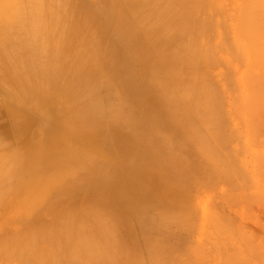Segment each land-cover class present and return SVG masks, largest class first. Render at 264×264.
Here are the masks:
<instances>
[{
  "label": "bare ground",
  "instance_id": "6f19581e",
  "mask_svg": "<svg viewBox=\"0 0 264 264\" xmlns=\"http://www.w3.org/2000/svg\"><path fill=\"white\" fill-rule=\"evenodd\" d=\"M219 1L220 0H214V4L217 3V5H212L213 0H208L206 2L204 0L205 3L203 0H91L88 2L83 0H0V159L3 158L2 161H6L7 166V172H4L6 175L4 174V176H1L0 178H3V180H9L12 179L13 176L15 178L17 175V179L21 180L22 175L25 174L28 178L24 182H22V180L19 181V192L23 190L26 193L28 191L30 194L32 193L34 195L33 198L32 196H28L31 197L30 199L32 200H23V202H20L16 197L18 191L14 192L13 189H8L9 186L6 187L7 189L4 191H2L3 189L0 190V218H3L0 220V259L2 260V264H9L3 263L4 261L12 262L13 264L14 262L15 264H99L101 261L100 263L103 264L102 262L104 260L109 262L108 264H120L121 262V264H123L127 259H123L125 257L119 256V253L122 252L121 255H123V253L129 255V253L132 254L134 250L136 252H134L132 255H129V258H131L133 255L134 256L131 258L132 260L130 259L131 262L127 260V264H129L128 262L131 264H133V262L134 264H138L137 262L142 260L144 257L146 261L149 259H147V256H149V254L146 255L147 253L139 255L136 247L137 249L139 247H143L141 249H146L148 252L156 250L154 248L158 246L160 243L159 241L161 239L164 240V237L162 236L164 230H168L170 224H172V220H174L172 218H174L176 215L178 216L179 214V211L177 212L178 214H176V210H178L181 206L176 208V204H182L183 207H185L184 203H187V200H189V195L192 193L190 190L192 186L190 187V185H193V182L194 185L196 182H198L200 186L202 184H206V179H204V181H200V179H198L199 176H194L196 173H192V171H199L201 166H209L211 161L208 159L210 161L208 162L207 158L204 157L205 155H203V152L205 147L211 143L210 141L215 137L217 131L219 132L220 130V132H222L224 129L227 130V125H222L223 120L226 117L228 118V116L233 114V112H236V114H233L234 116L239 113L238 111H240L242 114L244 111L243 107H246L247 103L249 105L251 103L252 104L251 106L246 107L250 108V110L245 109V112L248 110V112H250L253 109L254 111H258V114L262 113L260 111L264 112V106L259 105L262 98L264 100V94H261L263 93L262 89L264 84L262 83V87L261 82L258 81V83H260L259 85L261 86H258V84L255 85L256 82H254L258 80V78L259 80L261 78L263 79L264 76L262 77L259 74L260 77L257 75L258 77L256 76L257 78L255 80L253 76H255L254 74H256V72H253L255 69L252 70L256 64L258 67H260L258 72L262 71L261 69L264 68V61L259 58V56L263 57L264 48L261 47L262 44H260V42V45L257 44L260 39H257L258 41L255 39V37L258 36L257 34L263 36L264 32L258 33L257 30H259L260 27H254L256 25V21L255 24L253 21L255 19L254 16L256 15H254L253 12H258L260 15L261 12H259V10L263 11L264 6L262 7V5H260V7L258 5L257 7L260 8H258L259 10L256 11L257 7H255V5L252 3L257 4V0L256 2H254L255 0H251V3L250 0H243L246 2L245 5H243L241 2L243 5H241V12H248V14H246L247 17H245V14L239 13L245 17L242 18V20L244 19L245 22L247 21L249 23L245 24V26H243L244 20H241L242 16L239 14V16L229 15L231 17L230 19H233V21L235 17L234 22L237 21L240 24L242 21L241 27H245L247 30L246 31L245 28L241 29L240 25L237 27L238 24L236 23L237 25L235 27H237V29L234 27V30L236 31H234L236 33V37H234L237 38V40L241 39L245 32H248L247 34L245 33V37L247 38L251 32L250 36L243 43H240L243 38L239 41L240 45L238 44V47L236 48L240 49V53L236 48H234L235 51H237L236 53H238L237 57L235 58L236 53L233 50V47H231V44L234 43L232 46H237V44H235V40L230 39L232 35L229 36V30L226 29L229 27L228 23H226L227 25L224 24L227 19H223L225 17L227 18L228 15L224 16L223 18L221 17V15L228 13L225 11L228 9H224V6L227 3L224 5L223 0V3H221L223 7L222 10V8L218 9V7H220ZM229 1L231 2L232 0H228V4ZM248 2L251 8L249 7ZM261 2L259 1L258 3L263 4L264 1ZM231 3L233 4V2ZM206 4H208V7L211 5L212 10L207 11L206 8L208 7H206ZM251 4L253 6H251ZM213 6H216L215 9L217 8L216 13H213L215 11ZM228 7L230 9V6ZM238 7H236V9L234 7L235 11L238 10ZM248 7L249 9H252L253 7L255 10H248ZM221 10L222 13L217 12ZM223 11H225V13H223ZM263 13L264 12H262V14ZM216 14L222 18L221 20L223 22L219 20L220 23L225 25L224 27L222 24L221 28L218 25V21V24H216L217 28L219 26L220 30L226 29L225 31H228L226 35H223L224 30L220 32L221 36H224L222 39L226 41L224 42L226 46L223 45L224 40L222 43H220L222 40L220 39L221 36L218 41L219 43H215L216 39L212 38V36L219 37V33V35L217 33H214L216 35L213 33L210 34V31L217 32L215 29L216 25H214L215 23H212V26L209 25V28L214 26L213 28L215 31H213V28H211L212 30H209V28L207 29V22L210 24V21L213 20ZM250 15L254 17H251L252 21L250 20ZM259 15H256V18H258V20L260 18L263 21L264 16L262 17ZM237 16L240 20L236 18ZM247 18L249 21L246 20ZM217 19L218 18L215 17V20ZM262 21H260V24L257 22V26L262 25ZM246 25L250 26V28H248L249 31ZM241 30H245V32H241ZM263 30L261 29V31ZM200 34H205V36H200ZM238 34L241 36V38L237 37L239 36ZM252 34H255V36H252ZM206 35L210 37H208L209 40ZM260 35L258 37L261 38ZM228 38L230 42L232 40L231 44L227 43ZM262 38L264 41V36ZM210 39H213L211 41L212 43L209 42ZM248 40H250V44H253V46L249 44ZM252 40H254V43ZM254 44L258 46L255 47ZM229 49H232V51H230V53L232 52L230 54L231 61L229 60V62H234V58L236 61L239 59L238 61H242L240 65L242 67L245 64L244 60L240 58L243 56V54L241 56L242 52L245 53L244 55H255V57L252 58L253 61L251 59L252 56L247 59L248 62L250 61L252 63L251 68V63L249 65V63H247L245 60V62L249 65V69L248 67H244L246 68V71H248L244 72L241 77L244 78L245 75V83L248 82L246 79L250 78L249 80H254L252 81L254 84L252 82L251 83L255 88L252 85L249 86L250 84L247 83L249 87L247 86L245 90L250 88L252 92H257V94L259 93V97L254 93H250L249 99L253 97V100H255L250 102L248 98L245 99L246 96H249V94L246 95L247 93L244 91L245 93H243L242 98L245 100H240V103L242 102L241 106L243 105V107H241L239 103L238 106L237 104L235 105V103L231 102L232 109L233 107L235 108V106H237L243 110L241 109V111L236 107L235 109L238 111L235 109L234 111L232 110V113L229 111L230 114H224L225 116L228 115L225 117L223 114L221 115L220 112L222 109L224 110L226 108L224 105H222L224 102L222 100L225 99V96H223L225 95L223 94L225 89L223 88L224 92L222 93L223 95H221L223 99L219 98V93V96L214 94V85L212 87L211 83H217L218 81L215 80L216 82H213V80H210L213 75L210 69H214V66L221 63L222 60L220 59H223L221 58V55H229V53H227L229 52ZM219 52H221V54H219ZM256 56H258V59ZM219 60L220 63L218 62ZM254 61L256 64H253ZM229 62L227 64L228 66H230ZM260 62L262 63L260 64ZM235 63L240 64V62ZM242 63L244 64L242 65ZM222 64V67L224 68L227 66H225V63L223 62L220 64V66ZM238 64L237 67L239 69L240 66H238ZM247 64L245 66H248ZM224 68L223 72H226L225 74L227 75L228 71H224ZM232 69V66L227 68V70L231 71V73L233 72ZM237 70L235 72H237ZM223 72L222 75L219 73L220 76H224ZM248 72H250L249 76L253 77L252 79L248 76ZM218 73H215L213 78L216 77ZM231 75L233 74H229L230 78H232ZM233 76L235 77V75ZM224 78L221 77L224 82L229 80ZM243 78L236 79L238 81L240 79L243 82ZM232 81L230 79L227 84L225 82V84L229 85L230 88H227V86L224 85L227 88L226 90L229 89V94L234 90L232 87H235V82H238L233 80V78ZM241 84L238 83L239 87H237L239 89L241 88ZM256 86H258L259 89ZM237 87H235L236 89L233 92L237 93L243 90H238ZM216 89L218 88H215V91L218 92L219 90ZM222 91L220 90V92ZM234 94L229 95L230 97L232 96V101L234 99L233 102H239V100H237L238 96L236 98L233 97L237 94ZM241 94L238 97L239 99H241ZM214 95L216 97L218 96V99H216ZM256 97L258 98L256 99ZM217 100L220 101V106L219 102L217 106ZM256 100H259L260 103ZM254 102H256V104ZM263 102L261 104H263ZM224 104L226 105V101ZM254 104L255 107H253ZM258 105L262 106L260 107L261 109L258 108ZM213 106L215 108H212ZM218 107L219 109L216 112H220L219 115L212 112L213 109L216 110ZM231 108L229 110H231ZM226 111H228L227 108L224 110V113ZM248 112L246 113L247 115ZM255 113H251V115L254 116ZM241 114L239 113L238 115L240 116ZM217 115L218 117H216ZM247 115L245 116L246 118L250 116V114L248 116ZM213 116H215L216 119H219V123L214 122L217 124V126L221 125L219 130V127L217 128L212 123L215 120ZM209 117H213V120H211ZM221 117H224L222 118V123L220 120ZM237 117L238 116L232 117L233 119L236 118L238 120L235 125L231 123L235 127L237 126L238 122H242L240 121L241 119L239 120ZM260 117L263 118L261 122L259 121V117L258 119L255 117L257 123L255 121V123H250L253 122L251 120H255L251 119L250 117L247 118L250 119V121L247 120V122L245 119H243V116L241 117L242 120H245L243 122H246L247 124L249 122L250 124H248L249 126L247 125V129H245L246 123L243 124L242 122L240 124V126L243 125L241 126L242 130L245 127V130L249 129L250 131L245 132L248 134L251 133L249 135L250 137H245L247 138L249 147L250 145H253L255 147L257 146L256 148H258L260 146L259 144L262 145V141L264 140V138L263 140L262 138L258 140L256 139L260 136V134H263L264 136V132L260 133L261 130L264 131L263 129L260 130V128H264V126L254 127V124L264 125V115L261 114ZM202 119H205L206 125L203 124L205 121ZM206 119H209V121L207 122ZM233 119L230 118L231 121ZM226 122L224 124H226ZM207 123L211 124L212 127H216L215 130L217 129V131L213 130L216 133L213 135L212 139L211 134L213 132L209 130L211 126L209 125V127ZM251 124L253 125L254 131ZM228 126H230V124ZM235 127H232V129H234L233 131L237 129L235 133L231 132V127H228L229 130L227 131H230V134L228 133V138H230L229 136H231L232 133L234 134L231 136L234 137L231 138L233 140L235 139V136L240 135V132H238L239 130L241 131L242 135L246 134L245 132H242L241 129H238V127ZM253 132L258 134V137H256V134ZM224 134L219 137H215V139L217 138L215 143H221L223 141V143L220 144L223 146V148L222 146L220 147L215 143V145L210 144L213 150L215 148L216 151H220V158L224 157V154H227L229 150L227 149L225 152L226 149L224 147L231 148V145L235 144L237 140H240L241 142L238 143L237 141V144L242 145V142L244 144L247 143V141H241L244 139L242 136L239 137V139L236 138V141L233 143L231 139L227 138L226 140L225 136L227 137V134L225 136ZM252 136H255V139H252ZM203 138L206 139L205 142H207V139H211L210 141L208 140L210 143H206V145L203 142ZM259 140L260 142L258 144ZM226 141H229L227 142V145L230 143V146L228 145L229 147L224 145L226 144ZM256 142L257 144L255 145ZM244 144L241 146L242 149L240 147L242 151L245 149ZM248 146L246 147L247 151L245 150V153L248 155L253 153L255 155L254 152L257 150L254 151L255 149H252V151H248ZM217 147L220 148L218 149ZM208 148L212 150L210 147ZM208 148L206 147V150H208ZM221 148L225 150L223 151ZM233 149H230L233 151L229 150V153L234 152L235 154L237 148L236 150L235 148ZM210 150H208V153ZM241 150L237 152L238 154L240 153L239 155L244 156V152L241 154ZM260 150L261 149H259L258 152H260ZM216 151L214 150L216 155H213V157L215 156V159H217ZM223 152L225 153L222 154ZM205 153L207 152H204V154ZM211 153L212 152H210L208 155L210 156ZM260 153L262 154L263 152L261 151ZM228 154L224 158L229 159V162L231 159H233L231 162H234L235 155L230 153L229 156ZM247 154H245V156ZM259 154H257L259 157H257V155L256 157L252 154L250 155L252 156L253 160L256 158V160L260 162L261 157L264 158V155L260 154V157ZM228 156H233L234 158L231 157L230 159ZM210 158L212 159V155ZM258 158L260 160H258ZM226 159L220 160L223 162ZM205 160L207 163H205ZM256 160L254 163L257 164L258 162ZM2 161L0 160V162ZM263 161L264 159L261 162ZM222 162L219 163L223 164L224 166V162ZM236 162L237 161H235V163ZM247 162L248 160H246V163ZM215 164L216 163L214 162L212 163V165ZM218 164L214 166L215 169H213L214 167L210 164L211 167L209 166L210 169L208 168V171L211 170V174H208V182L206 181L209 184H207L208 186L203 185V187H207L206 189H213L214 187L217 188L218 185L216 184V181L218 178L219 180L222 179L221 181L223 185L224 183L228 184H226L224 190H227V186L231 190L234 188L233 192L236 191L235 188L237 189V187H244L239 182V185H236V187L233 184L237 181L242 182V180H239V178L237 180L236 178L239 176L243 177V174L246 172L244 170H247V168L250 170L248 167L249 165H247V168H244V170H239V176L237 174L235 175V171H238L236 168V170H234L232 173L229 172V174L231 173L230 175L233 174V178L231 176L229 177L232 179L235 177V181L232 183V179L229 181V177L226 175L224 176L225 173L221 174L218 172V174H220L216 175V171L222 170L221 172L223 173L226 169H228L225 166L221 169ZM252 164L253 163H251V165ZM259 164L258 166H260ZM232 165L236 166L234 163L230 164V169L227 171H232L231 168L234 167ZM216 166H218V170ZM238 168L242 169L243 167L239 164ZM261 168L262 166H260V168L258 167L257 169L254 167L253 169L255 171L253 173L255 174L256 171L257 173H260V171L262 172ZM32 171L35 172L34 175ZM212 171H215L216 174H212ZM237 171L236 173H238ZM2 173L3 172H1V174ZM260 174L264 175V172ZM222 175L227 177L228 181L225 180ZM248 175L249 174L247 172L244 177L247 178ZM214 176L220 177L215 178ZM249 176L251 177L247 179H251L255 175L252 176L250 174ZM209 177H211L212 180L211 178L209 179ZM196 178L197 180H195ZM261 178L263 179L264 177ZM253 179L254 178L249 180V182L253 181ZM191 180H193V182ZM257 180H255V182L253 181V183H256L255 185L258 188L257 182L260 180ZM212 181H214V183ZM247 181H245V183L242 182V184L246 185L248 183L247 185L249 186L250 183ZM212 183L216 186L212 185ZM209 185L212 186L209 187ZM229 185H231V187ZM213 190H215V188ZM238 190L241 189L239 188ZM261 190L264 194V190ZM228 192L229 194L231 193V191ZM228 192L226 193V191H223L224 194L226 193L224 195L225 197L228 195V198L231 196L233 199L237 198L233 196V192V194L230 196ZM253 193L251 192L250 194L253 195ZM262 193L259 195H262ZM244 196H246V194H244ZM255 197L256 196H254V198ZM228 198L226 197L227 203L233 201L232 198L231 200L229 199L230 201ZM255 199L256 201L258 200L257 198ZM262 200L263 199H261L260 203L264 204V201L262 202ZM246 202H244V204ZM239 204L240 203L237 205ZM249 204L247 205V208L250 207ZM187 206H189V204ZM193 207L194 206L190 207V210L189 207H186L185 210H194L196 213L198 211L200 212L201 208H199V210H195L196 207ZM206 208H208V206H206ZM181 209L182 208L179 209L181 213L179 214L178 219L181 222H184V224H181L184 226V228H186V230H188V228L193 224L197 226H191V230L192 228L195 229V227H201V229H203V226H209L208 223H211L210 230L213 226L214 231L212 229L211 232L213 231L214 234L221 231V235H223L224 231V233L227 232L224 230V228L227 229L228 227L229 229V226H227L229 223H227V221L231 219L229 217L227 220L229 214L227 215V213L224 212L223 214H226L227 216L221 215L220 213L221 211L223 212V210L218 209L217 206L216 208L214 207L212 209V212L216 213L217 216H219L218 218L214 216L216 214L209 212V209L207 210L202 208V211L206 212H200V214L202 213V216H200L198 213L199 219H202L200 222L199 220L196 221L198 218L195 219L193 218L194 216L190 217L189 212H187V214L186 211L182 209L186 213L184 216V213H182ZM173 211H175V213H171ZM218 214L224 217H221ZM248 214H250L251 217L252 212ZM181 215L184 216V218L186 216L190 219L192 218L191 221H193V224H191L190 221L186 223V221L190 220L188 218L186 220L183 218L184 221H182V218L180 219V217H182ZM207 215L211 216V221L213 219L215 223L217 221L216 219L219 220V223L220 220L223 221L226 219L227 221H225L227 223V227L224 225L225 227L218 226V228V222L216 223L217 225H214V222H208L207 220H209V218H207ZM220 217L221 219H219ZM249 218L247 217V219ZM178 219L176 218V221L173 223V225ZM259 220L258 222L261 223L262 220L260 218ZM231 221L234 224V221L230 220V223ZM178 223L174 228L171 226L173 231L178 230L176 229L178 228ZM199 223L206 224L201 226ZM253 223L255 226L257 225L255 221ZM222 224L224 223L221 222L220 225ZM231 224L230 227H233ZM182 225L179 224V226ZM183 226L181 228H183ZM205 227L203 230L206 229L209 231V228L207 229ZM236 227L240 226L237 225ZM135 229L139 230H137L140 234L139 237L137 231H134ZM171 229L169 230L170 232ZM131 230H133L134 233L136 232L138 237L136 239H138L137 241L140 244L139 246L136 245L137 241L135 240L134 233L132 235L133 231ZM179 230L177 231L176 236H179ZM196 230L197 229H195V231L193 230L194 232L192 231L191 235H193V233L195 235V233L199 231ZM234 230L233 232H235V235H239L237 231L239 229ZM246 230H248V227ZM158 231H161V235L158 234ZM169 231L167 233H169ZM229 231L232 230L230 229ZM204 232L202 237L205 236ZM110 233L112 234L111 236H109ZM153 233H156L157 237H159V235L162 236V238L159 237L158 244L155 242L157 239L154 240L156 243L155 246H152L151 244L153 242V238L150 235ZM182 233V235L180 233L182 237L183 235L187 234L186 232L184 233L183 230ZM198 233H196V235L199 237ZM254 233L256 234V232ZM174 234L172 237H174ZM189 234L190 232L187 235L188 237L186 236L184 238L180 236V238H177L179 240H177V242H175L176 240L174 241V237L172 240L174 243H172L171 240H168L174 245L180 242L181 244L179 243V245L182 246V244L187 243L186 239L190 240ZM209 234H206V238L210 237ZM227 234L228 233L225 235L229 239V234ZM245 234L246 233L244 231L241 232L240 237H238L240 242L242 239L246 241L244 238L246 236L247 240H251L249 237L250 234ZM121 235L125 236L122 237ZM216 235L217 234H215V237ZM242 235L245 236L242 238ZM149 236L152 238V240H150ZM258 236L261 235L259 234ZM198 237L195 238L199 240L200 238ZM118 238H120L121 243L123 240L125 242L128 241L127 243H129V240H127V238H129V244H131L133 247L135 245V249L133 247H129V244L125 243L129 248H131V250H127L126 252L128 247L126 249L123 248L125 247V244L123 247H121L123 243L121 244L119 241L117 242V240H119ZM195 238L193 237L192 239ZM231 238H233V236H231ZM203 239H205V237ZM228 239L226 240L228 241ZM235 239L237 240V237ZM235 239H229V241L232 240L233 242ZM141 240L144 245H142L143 243ZM165 240H167V238ZM168 240L167 242H169ZM211 240L215 241L214 238ZM224 240L225 239L222 240L221 244L226 242V240ZM199 241L201 242V239ZM202 242L205 243V241ZM217 242L219 241H215V243ZM232 242H228L230 246L233 245L230 244ZM162 243L165 244L164 241ZM190 243H192V241ZM226 243L224 244L226 245ZM246 243L247 241L244 242V245L245 249L247 250V248L250 246H248V243L246 246ZM107 244H109V246ZM167 244L168 243L165 245ZM187 244L189 245V243ZM207 244L209 245V243ZM240 244L241 243H238V246ZM170 245L171 244H169V246ZM177 245L176 247L179 248L180 253L186 254V248L184 250V246L179 247V245ZM196 245L199 246L200 244L196 243L194 246ZM201 245L204 244L201 243ZM201 245L199 246L200 248L197 246L193 249L199 248L200 253L203 254L201 251L204 246L201 247ZM225 245L223 246L225 247ZM234 245L231 248H235ZM117 246H119L121 249H119ZM167 246L166 248L169 249ZM241 246L242 245H240V247ZM112 247L113 250L115 249V251L119 250V253L116 251V254H119L118 256L114 254L115 251L112 253ZM115 247H117V249ZM164 247L165 246H163V248ZM209 247L211 248V246ZM240 247H238V249H240V253L238 252L239 256L236 255L237 258L235 259L237 262L232 261L237 264L238 259L241 256L243 257V252L245 253V249H242L244 251H241ZM175 248H173L174 252ZM236 248L233 250L234 253L237 250ZM132 249L134 250L132 251ZM217 249L218 247L215 250ZM179 250L177 251L178 253L176 252L177 254L175 253V257H179ZM210 250H212V248ZM109 251H111L112 254H109ZM147 251H144V253ZM219 251L221 252L222 249ZM247 251L249 252V250ZM161 252L165 253V251ZM174 252H172V255H174ZM189 252L191 251H188V254H190ZM213 252L212 254L214 261L216 258H214L215 252ZM84 254H86V257L83 256ZM221 254H219L220 257H216L223 260V257L221 258ZM246 254L248 253L246 252L245 255ZM58 255H60V257L62 255V257L59 258ZM230 255L232 256L234 254ZM108 256L109 258L107 259ZM183 256L184 254H182V257H179V259H182ZM207 256L208 255H206V257ZM246 256L245 261L243 260L244 257L240 258V260L242 259L244 262H246ZM134 257L135 259H133ZM139 257L142 258L140 259ZM152 257L153 253L150 259ZM178 257L175 259L178 260ZM164 258L165 257H163V259ZM171 258L170 263H176L174 262L175 260L173 261ZM207 258L210 259L209 256ZM234 258L230 260H233ZM58 259L60 260L58 261ZM150 259L147 261L148 264ZM189 259L191 260V258ZM225 260H223L221 263H227ZM242 260L239 262L240 264L243 263ZM105 261L104 263L107 264ZM143 261H141L142 263H139L146 264V261ZM160 261L162 263V260ZM192 262L193 261H191V263ZM207 262L205 263L208 264L212 261H209L208 263ZM259 262L262 263V259L261 261L259 260ZM154 264L157 263L154 262ZM178 264L186 263H184L183 260V262H178ZM216 264H220V262Z\"/></svg>",
  "mask_w": 264,
  "mask_h": 264
},
{
  "label": "rangeland",
  "instance_id": "374dc122",
  "mask_svg": "<svg viewBox=\"0 0 264 264\" xmlns=\"http://www.w3.org/2000/svg\"><path fill=\"white\" fill-rule=\"evenodd\" d=\"M83 1H87V2H88V1H91V0H83ZM206 1H208V0H205V2H206ZM209 1H210V0H209ZM245 1H246V0H245ZM245 1H243V0H236V1H235V0H232L231 2H233V4H232L230 1H229V4H228V0H224V3H223V0H222V1L220 0V1H219V3H220L219 6H220V7L217 6L218 9H219V8H220V9L222 8V10H223V7H222V4H221V3H223L224 5L227 3L228 6H230V9H229V7L227 6V4H226L225 6L223 5V6H224V9H226V8L228 9V10H225V11L228 12V13L226 14L225 11H223V13H225V14L221 15V17L223 18L224 16L228 15L227 18L225 17V18H223V19H227L226 22L224 21V22H225L224 24L227 25L226 23H228V26H229V27L226 26V27H227L226 29L229 30V34H230V35H229V34H228V35H229V36H231V35L233 36V37L231 36L230 39L236 41L235 44H237V46H236V45L232 46V45L234 44V43L231 44L232 40H231V42H230V41H229V38L227 39V40H228L227 43H230V44H231V47H233V50H234V51H235L234 48L238 47L239 41L243 38V39L240 41V43H243V42H244V41L250 36V33H251V32H250L249 35H248L247 38H246V37H245V33H246L245 30H246V28L243 27V28H245V30H241V32H245L244 35H242L243 37L241 38V36L238 34L239 36H237V37H240L241 39L238 38L239 40H237V38H235V37H236V36H235V35H236V33H235L236 31L234 30V27L238 24L237 27L240 25V28L243 29V28L241 27V23H242V21H243L244 19L242 20V18L247 17L246 14H248V12H246V11L243 12V13L241 12V5H242V4L245 5V4H246ZM259 1L261 2V1H264V0H257V4H255V3H252V4L255 5V7H257L258 5H259V6L262 5V7H263V6H264V2H263V4H261L262 2L259 4V3H258ZM203 2H204V0H203ZM205 2H204V3H205ZM215 2H216V1H215ZM241 2H242V4H241ZM244 2H245V3H244ZM252 2H253V1H252ZM254 2H256V0H255ZM208 3H209V2H208ZM250 3H251V0H250ZM231 4H232V5H231ZM234 4H235V5H234ZM236 4H238V5H236ZM252 4H251V6H253ZM207 5H208V4H206V7H208ZM212 5H217V3L214 4V0H213V4H212ZM243 5H242V6H243ZM248 5H249V2H248ZM203 6H205V5H203ZM209 6H210V7H208V8L205 7L207 11L212 10L211 5H209ZM238 6H239V7H238ZM215 7H216V6H215ZM215 7L213 6V8H214V10H215L213 13H216V9H217V8L215 9ZM231 7H232V8H231ZM234 7H235V9H236V7H238V10H240V11H238V10L235 11ZM249 7H250V5H249ZM249 7H248V10H251V11H252V9H253V11L255 10L253 7H252V9H249ZM260 7H261V6H260ZM260 7H257L256 11H258V10H259L258 8H260ZM209 8H210V9H209ZM242 8H243V7H242ZM250 8H251V7H250ZM231 9H233V10H231ZM261 9H263V8H261ZM222 10H221V11H217V12H218V13H219V12L222 13ZM242 10H243V9H242ZM246 10H247V9H246ZM248 10H247V11H248ZM211 12H212V11H211ZM237 12H238V13H237ZM249 12H250V11H249ZM259 12H261V14H262V12H264V10H263V11H260V10H259ZM213 13H212V14H213ZM239 13H241V14H245L246 16L244 17V16H242V15L239 14ZM253 13H254V15H255V14H256L257 16L259 15L258 12L256 13V12L254 11ZM238 14H239L240 16H242V17H241V20H242V21H241L240 24H239L237 21L234 22V21H235V17H234V21H233V19H230L231 17L229 16V15L236 16V15H238ZM251 14H252V13H251ZM261 14H260L259 16H262V17H263V16H264V13H263L262 15H261ZM213 15H214V14H213ZM239 15H238V16H239ZM256 15H255L254 17H255V19H257V20H255V19L253 20V21H254V24H255V21H256V25H255L254 27H258V28L260 27L259 30H257V29H255V30H257L258 33H262V32H264V30H263V27H264V22H263V21H264V20L262 21V19L259 18V20L262 21L263 24H262V23H261V24H262L263 26H262V25L257 26L258 24H260V21L258 20V18H256ZM204 16H205V15H204ZM208 16H209V15H208ZM208 16H207V19H208ZM210 16H211V14H210ZM238 16H237L236 18H238ZM248 16H249V15H248ZM212 17H213V16H212ZM215 17L218 18V19L215 20ZM215 17L213 18V20L210 18L213 22L210 21V19H209L210 24L207 22V24H208V25H207V26H208L207 29L210 27L209 25H211L212 23H215L214 25H216V24H218L217 22H218L219 20H220L221 22H223V21L221 20L222 18H220L217 14H216ZM228 17H229V18H228ZM251 17H253V16L250 15V20H251ZM254 17H253V18H254ZM248 18H249V17H248ZM248 18H247L246 20H248ZM253 18H252V19H253ZM228 19H230V20H228ZM263 19H264V18H263ZM231 20H232V21H231ZM238 20H240V19L238 18ZM207 21H208V20H207ZM215 21H216V22H215ZM220 21H219V24H218V25L221 27L223 23L221 24ZM248 21H249V20H248ZM251 21H252V20H251ZM251 21H250V24H251ZM258 21H259V22H258ZM257 22H258V24H257ZM229 23H230V25H229ZM236 23H237V24H236ZM247 23H248V22H247V21L245 22V20H244V22H243V26H245V24H247ZM224 24H223V25H224ZM231 24H233V25H231ZM248 24H249V23H248ZM252 24H253V23H252ZM254 24H253V25H254ZM212 25H213V24H212ZM212 25H211V26H212ZM225 25H224V27H225ZM219 26H218V28H217V25H216V27H215V29H216L217 32H212V31H210V34H212V33H213V34H214V33H217V34L219 33V34H220V35L218 34L219 37H217V36L215 37V36H212V35H211L212 38H214V39L217 40V41L215 40V43L219 41V38H220V36H221V33H220V32H222V31L224 30L223 32H224L225 34L223 33V35H226V33L228 32V31H225L226 29H222V30H220ZM246 26H247V25H246ZM248 26H249V25H248ZM248 26H247V29L250 28V26H249V27H248ZM213 27H214V26H213ZM213 27H211V28H213ZM224 27H223V28H224ZM230 27H231V28H230ZM232 27H233V29H232ZM237 27H235V28L237 29ZM254 27H253V28H254ZM211 28H209V30H210ZM221 28H222V27H221ZM251 28H252V25H251ZM205 29H206V27H205ZM205 29H204V30H205ZM261 29H262L263 31H261ZM211 30H212V29H211ZM250 30H251V29H250ZM205 31H206V30H205ZM207 31H208V30H207ZM213 31H215L214 28H213ZM230 31H232V32H230ZM234 31H235V32H234ZM246 31H247V30H246ZM248 31H249V29H248ZM259 31H260V32H259ZM208 32H209V31H208ZM233 32H234V33H233ZM237 32H238V31H237ZM241 32H240V33H241ZM253 32H254V31H253ZM231 33H232V34H231ZM238 33H239V32H238ZM247 33H248V32H247ZM247 33H246V34H247ZM255 33H256V31H255ZM206 34H208V33H206ZM210 34H209V35H210ZM256 34H257V33H256ZM263 34H264V33H263ZM201 35H202V36H205V34H204V35H203V34H200V36H201ZM214 35H216V34H214ZM253 35L255 36V34H252V36H253ZM257 35L259 36L260 34H257ZM206 36H207V38L209 37L208 35H206ZM229 36H228V37H229ZM234 36H235V37H234ZM258 36L255 37L256 40H257V39H258V40L260 39V41L257 40V41H258L257 44H258V45L262 44L261 47L264 48V46H263L264 41H263V38H262L264 35H263V36L260 35L261 38L258 37ZM244 37H245V38H244ZM205 38H206V37H205ZM207 38H206V40H207ZM209 38H210V37H209ZM209 38H208V40H209ZM222 38H224V36H223V37L221 36L220 39H222ZM225 38H226V37H225ZM250 38H251V37H250ZM212 40H213V39H212ZM212 40L210 39L209 42L212 43V42H211ZM223 40H224V39H222V40L220 41V43H222ZM261 41H262V42H261ZM224 42H226V41H225V40L223 41V45L226 46V45L224 44ZM248 42H249V44H250V40H248ZM252 42L254 43V40H252ZM259 42H260V44H259ZM213 43H214V41H213ZM218 43H219V42H218ZM255 43H256V42H255ZM230 44H229V45H230ZM239 45H240V44H239ZM250 45H251V44H250ZM258 45H255V44H254L255 47L258 46ZM227 46H228V44H227ZM251 46H253V44H252ZM228 47H229V46H228ZM231 47H230V48H231ZM225 48H227V47H225ZM236 49H237V51L239 52L240 49H238V48H236ZM227 50H228V49H227ZM230 51H232V49H229V52H227V53H229V55H221V58H223V59H220V58L218 57L220 60H222L221 63H222V62L225 63V66L228 64L229 60L231 61V59H230V54H231L232 52L230 53ZM234 51H233V52H234ZM237 51H235V53H236ZM241 52H242V51H241ZM239 53H240V52H239ZM219 54H221V52H219ZM242 54H243L244 57L242 56ZM244 54H245V53L242 52V53H241V56H242V57H240V58H242V60H244V63H245V64L242 63V65L244 64L243 67L240 66V65H241V62H242L241 60L238 61V60H239V59H238V60L236 61L235 58H236L237 55H238V53H236V55L233 54V55H235V58H234L235 60L231 57V58L233 59V61H234V62H231L232 65H231V63L229 62L230 66L227 65V66L224 68V67H222L223 64L220 66L221 63H220V60H219L218 62H219L220 64L216 65V63H215L216 66H214V69H210V70H211V73H213L212 78H211L210 80H213V82H214L215 80H217V81L220 83V84H219L218 82H217L218 84H217V83H211L212 87H213V85H214V87H213L214 94H215V95H218V96H219V94H220L219 98H222V99H223V97H221V95L225 94V95H223V96H225V97H224L225 99L227 98L226 100H225V99H224V100L219 99V100L224 101L222 105H224V106L227 108V110H228V111H226L227 113H226V112L224 113V110H226V108H225L224 106H223V107L225 108L224 110L222 109L223 107L221 108L222 111H220V112H221V115L223 114V116H225L224 114H228V115H229L230 113H232V110L234 111V109L237 107V106H235V108L233 107V109H232V108H231V107H232V105H231L232 103H235V105L237 104L238 106H239V104H240V106H241L242 102L240 103V100H241V101H242V100L244 101V100L247 99V98L249 99V97H250V93H251V94L254 93V92L251 91L250 88L246 89L247 91L245 90V88H247L248 84H250L249 86L252 85L253 87H254V85H253L254 82H256L255 85L258 84V86H261L262 83L264 84V78H263V79L261 78L263 82L261 81V79L259 80V78H258V80H256V78L259 76V74H260L262 77L264 76V68H262V67L264 66V64H263V66L261 67V68H262V69H261L262 71H259V72H258V70H259L260 67H258V65L255 63V61L253 62V64L255 63L257 66L255 65V67H253L252 70L255 69L253 72H256V74H254L255 76H253V77L255 78L256 81H254V80L252 79V78H253L252 76H249V74H250V72H251V69H250V72H248V76L251 77L252 81H254V82H252L251 80H249L250 78H249V79H246V80L248 81V82H247L248 84L244 82V80H245V75H244V78L241 77V75L244 74V72H247V71H248V70L246 71V68L248 67V69H249V65H250V63H251L250 61L248 62L247 59L250 58V56H252L251 59L255 57V55L253 56V55H244ZM233 55H232V56H233ZM215 56H219V55H215ZM258 56H259V55H258ZM258 56H256L257 59H258ZM238 58H239V57H238ZM259 58L262 59V61H264V55H263V57L259 56ZM226 59H227V61H226ZM260 59H259V60H260ZM217 60H218V59H217ZM245 60L247 61V63H249V65L245 62ZM252 61H253V59H252ZM235 62H240V64L235 63ZM258 62H259V61H258ZM261 63H262V62H260V64H261ZM237 64H238V66H240L241 68L239 67V69H238ZM246 64H247L248 66H245ZM231 66H232V68H233V69H232V71H233L232 73H231V71H229V70H231V69L227 70V68H229V67H231ZM215 67H216V68H215ZM218 67H219V68H218ZM244 67H246V68H244ZM251 67H252V63H251V65H250V68H251ZM257 67H258V69H257ZM223 68L225 69L224 71H228V72H227V75L225 74L226 72H223ZM237 69H238V70H237ZM219 70H220V72H219ZM236 70H237V72H235ZM238 71H239V72H238ZM218 72L221 73V75H222V72H223V73H224V76H220V74H219ZM234 72H235V73H234ZM242 72H243V73H242ZM253 72H252V73H253ZM211 73H210V75H211ZM215 73H218V75H216V77L213 78V76L215 75ZM228 73H229V74H233V75H235V77H236L237 79H238V78H243V82L245 83V86H244V83H243L240 79H239V81H238L233 75H231L232 78H233V80L238 81V82H235V84H236L235 87H237V86L239 87L238 83H240V84L243 83V84H241V86H240V87H241L240 89H241V90L243 89V90H242V91H239V92H237V90H236L237 93H240V92L242 93V94L240 93V94H241V99L238 98V97L240 96V94H237V93L233 92V91L236 89V88L233 86L234 84L232 85V86H233L232 88L234 89V90L232 89V90H233L232 93L229 94V93H228V92H229V89L226 90L227 88H230V86H229V85H226V84L230 81V79H231V81H232V78L229 77V74H228ZM262 73H263V75H262ZM246 74H247V73H246ZM207 75H208V74H207ZM210 75H208V76H210ZM252 75H253V74H252ZM257 75H258V76H257ZM219 76H220V77H219ZM225 76H226L227 78H226ZM246 76H247V75H246ZM248 76H247V78H248ZM256 76H257V77H256ZM210 77H211V76H210ZM221 77H222V78L225 77L224 79H226V80L229 79V80H227V82L225 81L226 84H225L224 80L221 79ZM259 77H260V76H259ZM219 78H220L221 80H220ZM218 79H219V80H218ZM258 81L261 82V85H259L260 83H258ZM211 82H212V81H211ZM215 82H216V81H215ZM221 82H223V83H221ZM232 82H233V81H232ZM249 82H250V83H249ZM251 82H252L253 84H252ZM230 83H231V82H230ZM233 83H234V82H233ZM215 84H216V85H215ZM221 84H222V85H221ZM224 85H226L227 88H226ZM242 85H243V87H242ZM220 86H221V87H220ZM222 86H223V87H222ZM249 86H248V87H249ZM258 86H256V87L258 88ZM219 87H220V88H219ZM238 87H237V89L240 90ZM262 87H263V85H262ZM215 88H218V89H216V90H219V91H218V92L215 91ZM223 88L225 89V92H224V89H223ZM251 88H252V87H251ZM254 88H255V87H254ZM260 88H261V87H260ZM222 89H223V91H222ZM258 89H259V88H258ZM258 89H256V90H258ZM263 89H264V87H263ZM263 89H262V92H263V93H261L262 95L264 94V90H263ZM220 90H221L222 92H220ZM230 90H231V89H230ZM252 90H253V89H252ZM226 91H227V93H226ZM244 91L247 93L246 95L249 94V96H246L245 99L242 98V97H243V96H242L243 93H245ZM249 91H250V92H249ZM253 91H254V90H253ZM215 92H216L217 94H216ZM223 92H224V93H223ZM248 92H249V93H248ZM218 93H219V94H218ZM222 93H223V94H222ZM234 93L237 94V95H235ZM231 94H232V95H233V94L235 95V96H233L234 98H236V97L238 96V97H237V100H239V102H238V101H237V102H233L234 99H233V101H232V96H231V97L229 96V95H231ZM254 94H256V96L259 97V93L257 94V92H255ZM215 95H214V97H216ZM226 95H227V96H226ZM262 95H261V96H262ZM218 96L216 97V99H218ZM228 96H229V98H228ZM251 97H252V96H251ZM258 97H256V99H257ZM261 98H262V97H261ZM261 98H260V99H261ZM214 99H215V98H214ZM254 99H255V98H254ZM249 100H250V102L255 101V100H253V97H252L251 99H249ZM262 100H263V98H262ZM262 100H261V103L264 101V100H263V101H262ZM225 101H226V105L224 104ZM228 101H230V102H228ZM246 101H247V100H246ZM256 101H257V100H256ZM218 102H219V106H220V101H218V100L216 101L217 106H218ZM227 102H228L230 105H229ZM231 102H232V103H231ZM250 102H249V103H250ZM257 102H259V100H258ZM216 103L214 102L215 105H216ZM221 103H222V102H221ZM238 103H239V104H238ZM245 103H246V102H245ZM254 103L256 104V102H254ZM259 103H260V102H259ZM261 103H260L259 105L264 106V102H263V104H261ZM214 104H213V105H214ZM251 104H252V103H251ZM251 104L249 105V104L247 103L246 107L251 106ZM255 104H254L253 107H255ZM215 105H214V106H215ZM259 105H258V108L261 109L260 107H262V106H259ZM214 106H213L212 108H215ZM233 106H234V105H233ZM241 107H243V105H242ZM246 107H243V108H244V111L242 112V114H241L240 111H238L237 109H235V110H237V111L241 114L240 116L238 115L239 113H237V115L234 116L233 114H236V112H235V113L233 112V114L229 115L230 117H229L228 115H226V116H228V118L225 116L226 118L223 120V124H222V125H227V126H226L227 130L224 129L225 131L222 130V132H220V130H219L221 125L218 124V125H220V126H217V124L214 123V122L217 123V122L219 121V119L217 118V119H218V120H217V119L215 118V116H213V117L215 118V120H214L212 123H213V125H215L217 128L219 127V128H218L219 132L217 131V129L215 130L216 127H214V126L212 127L211 124H209L211 121H210L209 123H207L208 126H209V125L211 126V127L209 126V127H210L209 130L213 132V133L211 134L212 136L209 135V136H211V139H212L213 135H215V133H216V132H214V131H217V133H216L217 136L215 135V137H219V136L223 135L224 132H225L224 136L227 134V137L225 136V139L227 140L228 135L230 134V131L227 132V131L229 130L228 127H229V128L231 127V129H232V127H235V126H233L232 124L235 125V123L238 121L236 118L233 119L232 117H236V116H238L237 118H238L239 120L241 119L240 121H242V122L245 121V120H246V122H247V120L250 121V119H247V118H249V117H250L251 119H255V117L258 119V117H259V118H260V120H259L260 122L263 120V118L260 117L261 114L264 115V112H263V111H260V112H262L261 114H258V111H256V110L254 111V109L251 110L250 112H248V111L250 110V108H246ZM230 108H231V110H229ZM237 108H239V107H237ZM218 109H219V107H218L216 110L213 109L212 112H213V113H217L216 111H217ZM221 109H220V110H221ZM239 109H240V108H239ZM241 109H242V108H241ZM241 109H240V110H241ZM245 109H249V110L245 112ZM256 109H257V108H256ZM214 110H215V112H214ZM242 110H243V109H242ZM242 110H241V111H242ZM262 110H263V109H262ZM229 111H230V113H229ZM252 111H254V112H252ZM218 112H219V111H218ZM220 112L217 113V114L219 115ZM222 112H223V113H222ZM247 112H248V115L250 114V116H248V115L246 114ZM255 112H257V113H255ZM213 113H212V114H213ZM244 113H245V115H244ZM251 113H255V114H256V115L254 114L255 117H254L253 115H251ZM213 115H214V114H213ZM218 115H217L216 117H218ZM221 115H220V116H221ZM246 115L248 116L247 118L245 117ZM258 115H259V116H258ZM211 116H212V115H211ZM242 116L244 117L243 119H245V120H242V118H241ZM251 116H253V117H251ZM213 117H212V118L209 117V118H211V120H213ZM222 118H224V117H221V118H220L221 123H222ZM230 118L233 119V120L231 121ZM226 119H227V122L229 121L228 124H227V122H226ZM202 120L205 121V119H202ZM206 120H207V119H206ZM208 121H209V119L207 120V122H208ZM251 121H253V122H250V123H255V122H256V119H255V120H251ZM254 121H255V122H254ZM225 122H226V124H224ZM242 122H241V123H242ZM246 122H243V124H245ZM260 122H259V123H260ZM218 123H219V122H218ZM231 123H232V124H231ZM241 123H240V122L237 123V126H236V127H238V129H241V126H243V125L240 126ZM256 123H257V122H256ZM203 124L206 125V121L203 122ZM229 124H230V126H228ZM248 124H249V122H248ZM248 124L246 123V128L244 127L245 129H247V125H248ZM262 124H263V123H262ZM238 125H239L240 127H239ZM249 125H250V124H249ZM249 125H248V126H249ZM255 125H256V124H254V127H257V126H259V127L262 126V127H263V126H264V125H260V124H257L256 126H255ZM244 126H245V125H244ZM251 126H252V128H253V125H252V124H251ZM236 127H235V128H236ZM221 128H222V127H221ZM223 128H225V127H223ZM244 128H243V130L241 129L242 132H245V131H246V132H250L249 129H248V130H245ZM252 128H251V129H252ZM231 129H230V130H231ZM255 129H256V128H255ZM261 129L264 130V128H260V130H261ZM213 130H214V131H213ZM233 130H234V129H232L231 132L235 133L237 129H236L235 131H233ZM260 130H259V131H260ZM253 131H254V128H253ZM256 131H257V129H256ZM259 131H258V132H259ZM226 132H227V133H226ZM238 132H240V133H239L240 135H239V136H235V139H236V138L239 139V137L242 136V138H244V139H242V138H240V139H242L241 141H245V142L247 141V138H245V137H246V136L250 137L249 135L251 134V133L248 134V133L245 132L246 134L243 133L244 135H242V133H241L240 130H239ZM251 132H252V131H251ZM258 132H257V133H258ZM261 132H264V131L261 130L260 133H261ZM218 133H219V134H218ZM228 133H229V134H228ZM233 133H232V135H234ZM253 133H254V132H253ZM254 134H256V133H254ZM1 135H2V134H1ZM232 135H231V136H232ZM236 135H237V134H236ZM252 135H253V134H252ZM257 135H258V134H256V137H258ZM261 135H262V136H261ZM231 136H229L230 138H228V139L234 138V137H231ZM206 137H207V135H206ZM215 137H214L212 140H211V139H207V142H205L206 139L203 138L204 141H203V140H202V141H203L205 144H206V143L208 144V143L211 142L210 144L213 145V144L215 143L216 139H217V138L215 139ZM254 137H255V136H254ZM254 137L252 136L251 138L253 139ZM207 138H208V137H207ZM209 138H210V137H209ZM261 138H262V140H263V138H264L263 134H260V136H259L258 138H256V139L258 140V139H261ZM218 139H219V138H218ZM223 139H224V138H223ZM225 139H224V140H225ZM235 139H234V140L231 139L233 143H234V141H236ZM245 139H246V140H245ZM254 139H255V138H254ZM208 140H209V141L211 140V141L209 142ZM249 140H250V139H249ZM219 141H220V140H219ZM237 141H238V140H237ZM237 141H236V142H237ZM255 141H256V140H255ZM263 141H264V140H263ZM263 141H262V145L259 144L260 140L258 141V144L260 145V146H259L260 148H259V147L256 148L257 146L255 147V146H253V145H250V147H249V146H248V145H249V144H248V141H247V143H245V144L242 142V145H243V144L245 145V146H244L245 149H243L244 151L241 150V149H242V147H241L242 145H241V144H237L236 142H235V144L232 143L235 147H234L233 145H231V148H226V147H224L226 150H225V149H222L223 146L220 145V144L223 143V141H222L221 143H220V142H216L215 144L218 145V146H220V147L222 146L221 149H222L223 151L225 150V152L227 151V149L230 150V149H233V148H235V150H236V148H237V151L241 150V151H240L241 154H242V152H244V153H243L244 156L242 155L243 157H242L241 155H239L240 153L238 154L237 151H235V154H234V152H230L231 154L233 153V155H235V158H234L233 156H231V157L234 158V162H233V161H232V162H233L235 165H236L239 161L241 162V161L243 160L241 163L239 162L236 166L232 165V166H234V167L231 168L232 171H231V170H230V171H227L228 169H230V166H229V165H230V164H233V163L231 162V160H233V159H231V157H229V156H230V155H229V154H230V153H229V150H228L227 154L229 153V154H228V155H229L228 157L231 159L230 162H229V159L224 158V157L227 156V154H226L225 152H223L222 154L225 153L226 155L224 154V157L220 158V156H219L220 151L218 152V151H216V149L214 148V150L217 152V156H216L217 159H215V156L213 157V155H216V154H215V152H214V150L212 149V146H211L210 144H209L210 146L206 144V145H207L206 147H207V148L210 147V148L213 150V151H212V150H210V149L208 148V150H210V152H212V153L214 152L213 154L211 153V155H212V159L210 158L211 155H210V156L208 155V154H210V152L208 153V150H206V147H205V149H204V152H207V153L204 154V152H203V155H205L204 157H206L207 160L209 159V160L211 161V162H210V161L208 160V162H210L211 165H212L213 162L216 163L215 165H217L219 162H222L220 159H222V160L226 159V160H225L226 162H225V161H223V162H224V166H225L226 168H228V169H226V168H225L226 170L223 169V170H225L223 173L221 172L222 170H221V171H216L217 174L215 173V171H212V174L215 173L216 175H219L220 173H221V174H224V173H225L224 176H225V175H226L227 177L231 176V177L233 178V174H232V175H230V174H231L234 170L238 169V171L236 170L238 173H236V171H235V175L237 174V175L239 176V172H240L239 170H244V168H247L246 166L249 165L248 167H249L250 170H248V168H247L248 171H247V170H244V171H246V172H245V174H243V177H240V176L237 177V176H236V177H237L236 179L238 180V178H239V180H242V182L245 183V181L248 180L247 182H249V180H251L252 178H254L255 180H257V179L259 178V179L257 180V181L260 180L259 182H257V183H258V188H257L256 185H255L256 183H255V184L253 183V181L255 182V180L253 179V181H250V182H249V183H250L249 186H251V183H252V186H251V187H249V186L247 185L248 183H247L246 185H245V184H242L241 181H237V182H235V183H237V184H235V183L233 184V185H235V187H236V185H239V184H238V182H239V183H241V185L244 186V187H242V186H241V187H237V189L235 188V190H236L237 192L239 191L238 193H240V194H238L236 191L233 192V190H234L233 186H232V188H233L232 190H231L230 188H228V186H227V188H226L227 190H224V189H225V186H226L227 183H226V184L224 183V185L222 184V181H221L222 179L219 180V178H218V177L221 176V175H220V176H218V177H217V176H216V177L214 176L215 178H218V180L220 181V182H219V181L216 179V180H217V181H216V182H217L216 184L218 185V187H217V188L214 187L215 190H213V189H214L213 187H212L213 189H211V188L206 189L207 187L204 186V187H205V188H204L203 185L208 186L207 184H209V183H207V182H208L207 179H208V176H209L208 174H211V173H210L211 170L208 171V168L210 169V167H211V165L209 164L210 167H209V166H205V167H204V166H201V167L199 168V171H197V170H193V171H192V173H196V174H194V176H196V177L199 176L198 179H200V181H202V180L204 181V179H206V180H205V183H206V184H202V185L200 186V184H199L198 182H196V183H198V184L195 183V185H196V187H195L193 180H191V181L193 182V185H194V186H193L192 184L190 185V187L192 186V188H190V190L192 191V193H191V195H189V200H187V203H184V206H185V207H183L182 204H179V205L176 204V205H177L176 208H179V207L181 206L180 208H182L184 211H186V210H185L186 207H187V208L189 207V210H190V207L194 206V207H196L195 210H197V209L199 210V208H201V209H200V212H204V213H205L206 211H202V208L207 209V210L209 209V212H212V209H213L214 207L216 208V206H217L218 209L223 210V212L221 211V213H220L221 215H224V214H223L224 212H226L227 215H228V214L231 215V216L228 215L227 220H228L229 217H230V218H231L230 220H233V221H234V224H235L236 226L239 225L240 227H236V226L233 224L232 221H231V223H232V224H231V223H230V220L227 221V220L225 219V220L227 221V223L229 222L228 225H227V226H229V229H228V227L226 226L227 223H226L225 220H223V221H225V222H223V221L220 220V223H219V220L215 218V219L217 220L216 223L218 222V223H217L218 225H217V224L213 221V219H212V221H211L210 218H212V217L209 216L211 213H210L209 215H207V218H209V220H207V219H206V220H207L208 222H209V221L214 222V223H215L214 225H217V227H218V226H219V227H220V226L222 227V226L225 225V226L227 227V229L224 228L225 226H224L223 228H224V230L227 231L226 233L229 234V235L227 234V235L230 237L229 239H233V240H234V239L237 237V240L235 239V241H233V242H232V240L229 241L228 237L225 235L226 233H224L225 231L223 232V229H222L223 235H221V231H219V232H220V234H219V232H216V230H215V232H216L215 234H217L216 237H215V234H214V232H213V231H214V228H213V226L211 227V228L213 229V231H212L213 234H212V232H211L212 229L210 230L211 223H208V222H206V223H208L209 226H208V225H205L206 223H203V224L206 226V227L203 226V229H204V227L207 228V229L209 228V231L206 230V229L203 230V229H201V227H200V228L198 227L199 229H198L197 227H195V229L199 230L201 233H200L199 231H198L199 233L196 232V233L199 234V237L196 235V233H195V235H194V233H193V235H191V234H192L191 232H192L193 230L195 231V229L192 228V230H191L190 227H191V226H192V227H193V226H197V225H194V224H193V221H191L192 218L190 219V218H188L187 216L184 218V216H185V214H186L187 212H189L190 217H193V216H194L193 218H195V219L198 218V219H196V221L199 220V222H200V221L202 220V219H199V214H200V212L198 211V212L196 213V211H194V210L189 211V210L187 209L188 211H186V213H185V212L181 209V210H182V213H184V216L181 215L182 217H180V219L182 218L181 220L184 221V220H186V219L188 218V219H190V220L186 221V223L190 221L191 224H193V225H191V226L189 225V226H190L189 228H188V226H187V228H188V230H189V232H190V234H189V235H190V237H189L190 240H189V239H188V240L186 239V241H187V243H189L190 246H189L187 243H186V244H187V245H186V244L183 242V243L185 244V246H184V244H182V246H184V247H183L184 250H185V248H186V254H185V253H180L179 248L176 247V245H177V244L179 245L180 242L177 243V244H175V245L172 244V243H174L175 240H176L175 242H177V240H178L177 238H180V236L183 234V233H182V230H183L184 233H185V232L187 233L188 230H186V228H184V226L182 225V224H184V222H181V221L178 219V216H179V214L181 213L180 210H179L180 208H179L178 210H176V214L179 213L178 216L176 215L177 217L174 216V218H172V219H174V220H172V224H170V226H169L170 229H171L172 227L174 228L175 225H176V224L178 223V221H179V223H178V228H176V229H178V230H179V227H180V230L182 229L181 232H180V230H179V232H178L179 236H178V235L176 236L178 230H177V231L174 230V231L176 232V233H175V232L173 231V229H171V232H170V231H169L170 229L168 228V230H167V229L164 230V233L162 232L163 234H165V235L162 234V236L164 237V240L161 239V240L159 241V242H160V243H159V242H158L159 237L162 238V236H160V235H161V234H160L161 231H158L159 233L157 232L158 234H160L159 237L156 236V235H157L156 233H153V234L150 235V236H152L153 240H152V238L149 236L150 240L153 241V242L151 241V242H152V243H151L152 246H155V245H156L155 242H157V244L159 243L158 246L162 244V245H161L162 247H161V246H159V247L156 246V248H154V249H156V250H152L151 252H148L146 249H145V250H142L141 248H143V247H141V248L139 247L138 249H137V247H136V250H138V251H137L138 254L140 255V254H146V253H147L146 255L149 254V256H147V259H148V258L150 259V257L152 256V253H153V257L150 259L149 264H151V263L154 264V262L157 263V264H169V263L171 262V260H170L171 256H172L171 259H173V261L175 260L174 262H176V263H174V264H178V262H183V260H184V263H186V264H187V263H189V264H192V263L196 264L197 261H199V262H197V264H204V263L207 262V261H208V262H209V261H212V262H210V263L207 262L208 264H212V263H213V264H216V263H219V262H220V264H228V262H229V264H237V263H235V262H237V260H235V259L237 258V256H239L238 254L240 253V249H238V247H240V245H242L240 248H241V251H244V250H242V249H245L244 242L247 241V243H248L249 245L246 243V246H247V245L250 246L249 248H247V250H249V252H250V255H249V252L245 249V253L247 252L248 254H246V255H247V256H246L245 253L243 252V254H244V255H243L244 259H243V260L245 261V256H246L247 259H246V262H244V261L241 259L242 262H243L242 264H245V263L247 264V263H249V262H250L251 264H257V263L259 262V260L261 261V259H262V263L259 262L258 264H260V263H261V264H264V262H263V259H264V248H263V246H264V242H263V241H264V228H263V225H264V206H263V205H264V204L260 203L261 199H263L262 202L264 201V198H263V197H264V194L262 193V190H261V189L264 190V186H263V185H264V178H263V179L261 178V177H264V175H263V174H260V173H263V172H264V171H263V169H264V167H263V166H264V163H263V162H264V161L261 162V161L264 159L263 157H261V155H264V142H263ZM224 142H225V141H224ZM227 142H229V141H226V144H224L225 146L227 145ZM239 142H240V140L238 141V143H239ZM253 142H254V140H253ZM240 143H241V142H240ZM249 143L251 144L250 141H249ZM215 144H214V145H215ZM246 144H247V145H246ZM252 144H253V143H252ZM256 144H257V142L255 143V145H256ZM228 145L230 146V143H229ZM228 145H227V146H228ZM239 145H240V146H239ZM229 146H228V147H229ZM232 146H233V147H232ZM247 146L249 147V148H248V151H249V150L252 151V149H253V150L255 149L254 151L257 150V151H256L257 154H259L261 151L263 152L262 154L260 153L261 155L259 154L260 157H261V161H260V162H258V161L256 160V158H254V159L258 162L257 164L254 163L255 160H253L252 156L250 155V154H252L253 156L256 157V155H257L256 152L253 151V152L255 153V155H254L253 153H250L249 155H250L251 157H250L247 153H245V150L247 151V149H246ZM220 147H217V148L219 149ZM238 147H239V150H238ZM240 147H241V149H240ZM244 147H243V148H244ZM250 148H251V149H250ZM218 149H217V150H218ZM259 149H261L260 152H258ZM233 150H234V149H233ZM233 150H230V151H233ZM221 152H222V151H221ZM236 152H237V153H236ZM206 154H207L208 156H207ZM245 154H247L248 156H247V155L245 156ZM236 155H237V159H236ZM257 157H259V156L257 155ZM206 158H205V159H206ZM241 158H242V159H241ZM244 158H245V161H244ZM249 158H250V159L252 158V159L250 160ZM262 158H263V159H262ZM2 159H3V158H1L0 160L2 161ZM238 159H239V160H238ZM212 160H213V161H212ZM227 160H228L229 163L227 162ZM246 160H248L247 163H246ZM258 160H260V159L258 158ZM216 161H217L218 163H217ZM235 161H237V162L235 163ZM4 162H5V163H4ZM223 162H222V163H223ZM249 162H250V163H249ZM1 163H2V164H1ZM205 163H207L206 160H205ZM227 163H228V166H227ZM243 163H246V164H243ZM251 163H253V164H252L253 166L251 165ZM259 163H260V164H259ZM261 163H262V165H261ZM239 164H240V166L243 167L242 169H240L241 167L238 168V165H239ZM242 164H243V165H242ZM258 164H259L260 166H262V168H263V169L261 168L262 172L260 171V173H257V171H256L255 174H254L253 172H254L255 170H254L253 168H254V167H255L256 169H257L258 167L260 168V166H258ZM3 165H5V166H3ZM215 165H212V166L214 167ZM250 165H251L252 167H251ZM218 166H220L221 169H222V167H224L223 164H220V163L218 164ZM218 166H216V167H217V170H218ZM244 166H245V167H244ZM202 167H203V168H202ZM206 167H207V169H206ZM213 167H212V168H213ZM220 167H219V169H220ZM233 168H234V169H233ZM235 168H236V169H235ZM251 168H252V169H251ZM6 169H7L6 161H2V162H0V177H1V176H4V174H5L4 172H7ZM213 169H215V167H214ZM226 171H227L228 173H227ZM258 171H259V169H258ZM1 172H3V173L1 174ZM207 172H209V173H207ZM218 172H220V173L218 174ZM229 172H231V173L229 174ZM247 172H248L249 175L251 174L252 176H254V175H255V176L252 177L251 179H247V178L251 177V176H249V175H248L247 178L244 177V175H246ZM249 172H250V173H249ZM32 173H33V175H34L35 172L32 171ZM32 173H31V174H32ZM206 173H207V175H206ZM241 173H242V171H241ZM227 174H228V175H227ZM258 174H259V175H258ZM5 175H6V174H5ZM235 175H234V176H235ZM240 175H241V174H240ZM257 175H258V176H257ZM262 175H263V176H262ZM194 176H193V178H194ZM222 176H223V175H222ZM224 176H223V177H224ZM211 177H213V176H211ZM211 177H209V179H210ZM227 177H224L225 180H227ZM231 177L228 178L229 181H231V180H230V179H232ZM13 178H14V176H13ZM13 178H12V179H9L10 181H9V180H3V178H2V179L0 178V180H1V181H0V190L3 189L2 191H4V190L7 189L6 187L9 186L8 189H13L14 192H17V191H18L16 197L18 198V200H19L20 202H23V200H27V201L32 200V199H30L31 197H28V196H32V198H33L34 195H33L32 193L30 194L28 191H27V193H26V192H24L23 190H21V191L19 192L20 189L18 188L19 181H21V180H22V182L26 181L27 178H28L27 175L23 174L22 177H21V180H20V179H17V175H16V177H15L14 179H13ZM215 178H214V179H215ZM242 178H243V179H242ZM214 179H213V180H214ZM244 179H245V181H244ZM2 180H3V181H2ZM195 180H197V178H196ZM211 180H212V178H211ZM211 180H210V183H211ZM223 180H224V179H223ZM11 181H12V182H11ZM200 181H199V182H200ZM206 181H207V182H206ZM227 181H228V180H227ZM234 181H235V177H234V179H232V183H233ZM212 182L214 183V181H212ZM189 183H190V181H189ZM202 183H203V182H202ZM213 183H212V185H214ZM230 183H231V182H230ZM230 183H229V184H230ZM232 183H231V184H232ZM5 185H6V186H5ZM212 185H209V187L212 186ZM227 185H228V184H227ZM12 186H14V187H12ZM214 186H216V185H214ZM229 186L231 187V185H229ZM245 186H246V187H245ZM254 186H255L256 188H255ZM16 188H18V189H16ZM239 188H240L241 190H238ZM243 188H244V189H243ZM210 189H211V190H210ZM228 189H229V190H228ZM207 190H208V191H207ZM223 191H226V193H227L228 191H231L230 194H229V192H228L229 196H230L231 194L234 193L233 196H234V197H237V198H239V199H237V198H234V199H233L232 196H231L230 198H228V195H226V197L228 198V200H229V199L231 200V198H232V200H233L232 202L227 203V202H226L227 199H226V197L224 196L226 193L224 194ZM245 191H246V193H245ZM247 191H248L249 193H248ZM232 192H233V193H232ZM251 192H252V193H253V192H256V193H253V195L255 194L254 196H256L255 198L258 199L257 201H256V199L254 198V196H253L252 194H250ZM263 192H264V191H263ZM261 193H262V195H259V194H261ZM242 194H243V195H242ZM244 194H246V196H244ZM248 194H250L254 199H253L250 195H248ZM256 194H257V195H256ZM236 195H237V196H236ZM258 195H259V196H258ZM247 196H248V198H247ZM249 196H250V197H249ZM257 196H258V197H257ZM244 197H245V198H244ZM260 197H261V198H260ZM250 198H251V200H250ZM259 198H260V199H259ZM248 199H249V200H248ZM33 200H34V199H33ZM230 200H229V201H230ZM237 200H238V201H237ZM244 200H246L247 202L244 201ZM252 200H255L256 202H255V201H252ZM249 201H252V202H249ZM258 201H259V203H258ZM203 202H204V203H203ZM237 202L240 203V204L237 205V204H238ZM244 202H246V203L244 204ZM247 203H248V204H249V203H251V204L253 203V204H252V205L249 204L250 207L247 208V205H248ZM254 203H255V204H254ZM263 203H264V202H263ZM188 204H189V206H187ZM235 204H236L237 206H236ZM246 204H247V205H246ZM261 204H262V205H261ZM190 205H191V206H190ZM206 206H208V208H206ZM209 206H210V207H209ZM228 206H230V207H228ZM251 206H252V207H251ZM260 206H262V207H260ZM194 207H193V208H194ZM211 207H213V208H211ZM237 207H239V208H237ZM256 207H258V208H256ZM176 208H175V209H176ZM193 208H191V209H193ZM252 208H253V209H252ZM255 208H256V209H255ZM261 208H262V209H261ZM244 209H246V210H244ZM247 209H248L249 211H248ZM210 210H211V211H210ZM215 210H216V209H215ZM225 210H226V211H225ZM251 210H252V211H251ZM178 211H179V212H178ZM192 211H194L195 213L192 212ZM213 211H214V210H213ZM216 211H218V210H216ZM216 211H215V212H216ZM259 211H260V212H259ZM262 211H263V213H262ZM177 212H178V213H177ZM244 212H245V213H244ZM246 212H247V213H246ZM250 212H252L251 217H253V218H251V217H250V214H248V213H250ZM171 213H175V211H173V212H171ZM198 213H199V214H198ZM212 213H213V212H212ZM217 213H218V212H217ZM187 214H188V213H187ZM193 214H194V215H193ZM195 214H196V215H195ZM201 214H202V213H201ZM201 214H200V216H202ZM213 214H216V213H213ZM213 214H212V215H213ZM220 214H218V215H220ZM254 214H255V215H254ZM260 214H261V215H260ZM173 215H174V214H173ZM173 215H172V216H173ZM221 215H220V216H221ZM227 215L225 214L224 216H227ZM247 215H248V216H247ZM252 215H254V216H252ZM196 216H197V217H196ZM203 216H205V215H203ZM214 216L217 217V218L219 217V216H217V214L214 215ZM224 216H221V217H224ZM242 216H243V217H242ZM221 217H220L219 219H221ZM247 217H248V218L250 217V218L247 219ZM176 218H177L178 220H177V222L173 225V223L176 221ZM183 218H184V220H183ZM202 218H203V217H202ZM232 218H233V219H232ZM259 218L262 220L261 223L258 222ZM2 219H3V218L1 217L0 220H2ZM257 219H258V220H257ZM204 220H205V218H204ZM252 221H253V222L255 221V223H256L257 225L255 226V224H254ZM259 221H260V220H259ZM203 222H204V221H203ZM221 222L224 223V224L220 225ZM257 222H258L259 224H258ZM181 223H182V224H181ZM194 223L196 224L195 221H194ZM197 223H198V222H197ZM179 224L182 225L183 228H181L182 226H179ZM189 224H190V223H189ZM199 224H201V226L203 225L202 223H199ZM230 224H231V226H233V227H230ZM241 224H242V226H241ZM262 224H263V225H262ZM186 225H187V224H186ZM260 225H262V226H260ZM171 226H172V227H171ZM199 226H200V225H199ZM234 226H235V227H234ZM176 227H177V226H176ZM185 227H186V226H185ZM219 227H218V228H219ZM247 227H248V230H246ZM134 228H135V227H134ZM232 228H233V229H232ZM240 228H241V229H240ZM200 229H201V230H200ZM215 229H216V227H215ZM220 229H221V228H220ZM230 229H231L232 231H229ZM234 229H239V230H237L239 235H235V232H233ZM242 229H243V230H242ZM137 230H138V229H137ZM137 230L135 229L134 231H137ZM184 230H185V231H184ZM190 230H191V231H190ZM197 230H196V231H197ZM202 230H203V231H202ZM245 230H246V231H245ZM131 231H133V230H131ZM134 231L132 232V235H133ZM138 231H139V230H138ZM138 231H137V234H138V237H139L140 234H139ZM165 231H166V232H165ZM168 231H169L170 234L167 233ZM172 231H173V232H172ZM194 231H193V232H194ZM204 231H205V232H204ZM228 231H229V232H228ZM234 231H235V230H234ZM237 231H236V234H237ZM243 231L246 233L245 235H247V234L249 235V234H250L249 237L251 238V240H249V239L247 240V236L244 237L245 235H242V238L244 237V238L246 239V241L243 240L242 238H240V239H242L241 242L239 241L238 237H240V234H241V232H243ZM251 231H252V232H251ZM154 232H155V231H154ZM189 232H188V233H189ZM203 232L205 233V236H204L205 239H203L204 237H202V236L204 235ZM206 232H207V233H206ZM230 232H231V233H230ZM250 232H251V233H250ZM254 232H256V234H255ZM174 233H175V234H174ZM180 233H181V235H180ZM188 233L185 234V235H183V237H182V236H181V237H182V238L186 237V236L188 235ZM209 233H210V234H209ZM232 233H233V235H232ZM252 233H253V235H252ZM257 233H258V234H257ZM154 234H155V235H154ZM166 234H167V235H166ZM173 234H174V237H175L176 239H175L174 237H172ZM206 234H209L210 237L207 236L208 238H206ZM211 234H212V237H211ZM243 234H244V233H243ZM254 234H255V235H254ZM259 234H260L261 236H258ZM107 235H108V234H107ZM111 235H112V234L110 233L109 236H111ZM134 235H135V240L137 241L138 239H136V238H138V237H137V235H136V232L134 233ZM170 235H171V236H170ZM219 235H220V236H219ZM224 235H225L226 237H225ZM234 235H235V236H234ZM121 236H122V235H121ZM124 236H125V235H124ZM124 236H122V237H124ZM154 236H155V238H154ZM191 236H192V237H191ZM213 236H214V237H213ZM223 236H224V237H223ZM231 236H233V238H231ZM262 236H263V238H262ZM122 237H121V238H122ZM168 237H169V238H168ZM187 237H188V236H187ZM193 237H194V238H195V237H196V238H197V237L200 238V239H201V242L199 241L200 239H199V240L196 239V238H195V239H192ZM218 237H219V238H218ZM234 237H235V238H234ZM255 237H256V238H255ZM125 238H126V237H125ZM125 238H124V239H125ZM133 238H134V237H133ZM166 238H167V240L169 239V240H171V241H172L173 238H174V241H172V243H170L171 241L168 240L169 242H167V240H165ZM170 238H171V239H170ZM212 238H214L215 241L218 240L219 242L215 243V241H212V240H211ZM220 238H221L222 240H223V239H225V240L228 239V241L226 240V242H227V243H228V242H232V243H230V244H233V245H234V242H235V245H237V246L234 245V247H235V248L237 247L236 249L239 250V251L236 250L235 253H237V254H235L234 251H233L235 248H231V247H233V245L230 246L229 243L227 244L226 242H223V244H221L222 240H221ZM118 239H119V240H117V242L119 241V242L121 243L120 238H118ZM122 239H123V238H122ZM156 239H157V241L154 242V240H156ZM207 239H209V240H207ZM219 239H220V240H219ZM127 240H129V243H130V239L127 238ZM135 240H134V241H135ZM150 240H149V241H150ZM195 240H197V241H195ZM225 240H224V241H225ZM112 241H113V240H112ZM123 241H124V240H123ZM123 241H122L123 245H121L122 243H121V244L119 243V244L121 245V247H123L124 244L128 242V241H127V242H125V241L123 242ZM136 241H135V242H136ZM163 241L165 242V244L168 243V244H167L168 246L165 245L164 243H162ZM178 241H179V240H178ZM183 241H184V239H183ZM191 241H192V243H190ZM194 241H195V242H194ZM202 241H205V243H206V241H207V243H209V245H208L207 243L205 244V243L202 242ZM258 241H260L261 243L258 242ZM141 242H142V240H141ZM193 242H194V243H193ZM198 242H200V243H198ZM249 242H252V243H249ZM262 242H263V243H262ZM129 243H127V244H129ZM142 243H143V242H142ZM149 243H150V242H149ZM196 243H197V244H200V245H201V243L204 244V245H201V247L204 246V248H202V251H201V252H203V254L200 253V250H199V248H200L199 246H200V245H199V246H198V245L194 246ZM224 243H226L227 247H226V245H225ZM238 243H241V244L238 246ZM242 243H243V244H242ZM113 244H114V243H113ZM127 244H125V247H123V248L126 249L128 246H129V247H133V246H131V244H129L128 246H127ZM163 244H164V245H163ZM169 244H171V245L169 246ZM180 244H181V243H180ZM216 244H217V247H218V249H217L218 251L215 250V249L217 248V247H216ZM261 244H262L263 246H262ZM107 245L109 246V244H107ZM117 245H118V244H117ZM120 245H119V246H120ZM136 245H138V246L140 245V244L138 243V241H137V244H136ZM142 245H144V243H143ZM142 245H141V246H142ZM178 245H177V246H178ZM205 245H206V246H205ZM223 245H225L226 248H225ZM243 245H244V247H243ZM113 246H114V245H113ZM119 246H117V247H118L119 249H121ZM163 246H165V247L163 248ZM166 246L169 247V249H167ZM182 246L179 245V247H182ZM191 246H192V248H191ZM197 246L199 247V248H197L199 251H198L197 249H193L194 247L196 248ZM207 246H208L209 249L207 248ZM209 246H211L212 250H210L211 248H210ZM213 246H214V247H213ZM260 246H262V247H260ZM117 247H115V248L117 249ZM129 247H128V249H126V252H127V250H131V248H129ZM160 247H161V248H160ZM172 247H173V248L176 247V248H175V252L173 251L174 249H173ZM219 247H220V248H219ZM221 247H222V248H221ZM223 247H224V248H223ZM242 247H243V248H242ZM109 248H110V247H109ZM133 248L135 249V245H134ZM144 248H145V247H144ZM170 248H171V250H170ZM177 248H178V249H177ZM187 248L190 249V250H188ZM134 249H132V251H133ZM158 249H159V250H158ZM160 249H161V250H160ZM221 249H222V251L220 252L219 250H221ZM224 249H225V251H224ZM258 249H259V250H258ZM112 250H113V247H112L111 251H112ZM178 250H179V254H178L179 257H182V254H184V256H183L182 259H179V257L176 255V256L178 257V260H176L177 257H175V253H176ZM192 250H193V251H192ZM205 250L208 251V252H206ZM213 250H214V252H215V254H214V258H216V259H215L216 261H215V260L213 261V254H212ZM231 250H232V251H231ZM111 251H109V254H112V253L115 251V249L112 251V253H111ZM116 251H117V250H116ZM116 251L114 252V254H116ZM118 251H119V250H118ZM118 251H117V252H118ZM139 251H140V252H139ZM141 251H142V253H141ZM144 251H147V252L144 253ZM153 251H155V252H153ZM156 251H157V253H156ZM161 251H165V253H162ZM168 251H169V254H168ZM188 251H191L192 253L189 252L190 254H188ZM211 251H212V252H211ZM216 251H217V252H216ZM229 251H230V253H229ZM120 252H121V251H120ZM123 252H125V251H123ZM128 252H131V251H128ZM134 252H136V251L134 250ZM134 252H132V254H133ZM158 252H161V253H158ZM172 252H174V255H172V254H173ZM182 252H185V251H182ZM198 252H199V253H198ZM205 252H206V253H205ZM214 252H213V253H214ZM218 252H219V253H218ZM222 252H223V253H222ZM227 252H228V253H227ZM232 252H233V253H232ZM238 252H239V253H238ZM118 253H119V252H118ZM121 253H122V252H121ZM121 253H119L120 255H119V254H118V255H119V256H122V257H125V258H123V259H127L128 261H130V259L134 256V255H133L131 258H129V255H130L131 253H129V255H128V254H125V253H123V255H121ZM177 253H178V252H177ZM177 253H176V254H177ZM204 253H205V254H204ZM207 253H208V254H207ZM210 253H211V254H210ZM221 253H222V254H221ZM114 254H113V255H114ZM132 254H131V255H132ZM159 254H160V255H159ZM167 254H168V255H167ZM170 254H171V256H170ZM180 254H181V255H180ZM197 254H200V255H197ZM219 254L222 255L221 258L223 257V260L227 259L228 257H231V258H228L227 260H225V262H227V263H221V262H223V260H222V259H219L218 257H216V256H219ZM225 254H226V255H225ZM227 254H228V255H227ZM230 254H234L235 256H234V255L231 256ZM241 254H242V252H241ZM85 255H86V254H84L83 256H85ZM116 255H117V254H116ZM118 255H117V256H118ZM126 255H127V256H126ZM135 255L137 256L136 253H135ZM139 255H138V256H139ZM146 255H144V256H146ZM156 255H157L158 257H157ZM164 255H165V256H164ZM166 255L168 256V258H167ZM185 255H186V256H185ZM192 255H193V257H192ZM195 255H197L198 257L195 256ZM206 255H208V256L210 257V259H208V258H207L208 256L206 257ZM229 255H230V256H229ZM236 255H237V256H236ZM58 256H59V258L62 257V255H61V257H60V255H58ZM160 256H161V257H160ZM169 256H170V258H169ZM190 256H191V257H190ZM194 256H195V257H194ZM227 256H228V257H227ZM233 256H234L235 258H234ZM262 256H263V257H262ZM85 257H86V256H85ZM85 257H84V258H85ZM127 257H128L129 259H128ZM142 257H143V256H142ZM142 257H139V258L141 259ZM163 257H165L166 259H169L170 261H169V260H166L165 258L163 259ZM173 257H174V258H173ZM188 257L191 258V260H190ZM200 257H201V258H200ZM202 257H203V258H202ZM219 257H220V256H219ZM243 257L241 256L240 258H243ZM105 258H106V257H105ZM108 258H109V256L107 257V259H108ZM136 258H137V257H136ZM153 258H154V259H153ZM155 258H157L158 261H157V259H155ZM175 258H176V259H175ZM206 258H207L208 260H207ZM211 258H212V259H211ZM217 258H218V261L220 260L219 262L217 261ZM224 258H225V259H224ZM232 258H234V259H233V260H230V259H232ZM240 258L238 259V264H240L239 262H241ZM257 258H258L259 260H258ZM260 258H261V259H260ZM133 259H135V257H134ZM137 259H138V258H137ZM149 259H148V260H149ZM186 259H187V260H186ZM200 259H201V260H200ZM204 259H205V260H204ZM249 259H250V260H249ZM255 259H256V261H255ZM0 260H1V259H0ZM59 260H60V259H58V261H59ZM99 260H100V259H99ZM110 260H111V259H110ZM127 260H125L123 264H125V262H126V264H127ZM131 260H132V259H131ZM143 260L146 261L145 257H144L142 260H140L139 262L142 263L141 261H143ZM148 260H147V261H148ZM155 260H156V261H155ZM160 260H162V263H161ZM165 260H166V261H169V262H166ZM239 260H240V261H239ZM3 261H4V260H3ZM56 261H57V260H56ZM104 261H105V260H104ZM104 261L102 262L103 264H105ZM145 261H143V262H145ZM147 261H146V264H148ZM151 261H153V262H151ZM187 261H188V262H187ZM191 261H193V262L191 263ZM194 261H196V262H194ZM202 261H203V262H202ZM230 261H231V262H232V261H235V262H232V263H231ZM248 261H249V262H248ZM253 261H254V262H253ZM100 262H101V261H100ZM100 262H99V264H101ZM105 262H106L107 264L109 263V262H107V261H105ZM130 262H131V261H130ZM130 262H128V263L131 264ZM132 262H133V261H132ZM139 262H137V263L140 264ZM159 262H160V263H159ZM163 262H164V263H163ZM3 263L13 264L12 262H6V261H4ZM16 263H18V262H16ZM121 263H122V262H121ZM121 263H120V264H121ZM250 263H249V264H250ZM0 264H2V260H1V263H0ZM14 264H15V262H14ZM19 264H20V263H19ZM59 264H61V263H59ZM133 264H134V262H133ZM170 264H172V263H170ZM205 264H206V263H205Z\"/></svg>",
  "mask_w": 264,
  "mask_h": 264
}]
</instances>
